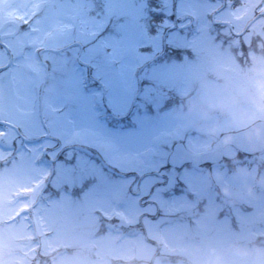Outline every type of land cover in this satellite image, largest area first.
<instances>
[{
  "label": "rangeland",
  "instance_id": "obj_1",
  "mask_svg": "<svg viewBox=\"0 0 264 264\" xmlns=\"http://www.w3.org/2000/svg\"><path fill=\"white\" fill-rule=\"evenodd\" d=\"M263 11L0 0V264H264V152L168 165L264 122Z\"/></svg>",
  "mask_w": 264,
  "mask_h": 264
},
{
  "label": "water",
  "instance_id": "obj_2",
  "mask_svg": "<svg viewBox=\"0 0 264 264\" xmlns=\"http://www.w3.org/2000/svg\"><path fill=\"white\" fill-rule=\"evenodd\" d=\"M261 14H264V11ZM257 17H259V15ZM255 19H253L251 23ZM10 26L14 28V32L11 35L1 37V39L16 35L18 32V25L14 22L5 23L0 28V32ZM227 26L229 27V25ZM226 146H233L249 155L262 151L264 149V122H257L250 127L233 134L222 135L213 145L210 152L200 155L189 154L184 149L183 145L179 143L175 144L169 156L168 165L170 167L180 168L186 163H191L195 166L215 164L220 161L222 157V149ZM120 223L125 226L123 221H120Z\"/></svg>",
  "mask_w": 264,
  "mask_h": 264
},
{
  "label": "snow or ice",
  "instance_id": "obj_3",
  "mask_svg": "<svg viewBox=\"0 0 264 264\" xmlns=\"http://www.w3.org/2000/svg\"><path fill=\"white\" fill-rule=\"evenodd\" d=\"M215 24L221 25V22L218 20H214ZM224 35V26L222 27L221 31L218 33V36H223ZM15 143V142H14ZM36 152H39V149L35 150ZM69 171H71V169H68ZM73 180V178L69 177L67 179L68 183H71ZM122 202V198L118 196V203L120 204ZM111 203V202H110ZM157 201H153V204L156 205ZM128 210H132L131 208H128ZM97 211H99L101 213V215L103 216V219L105 220H112V219H116V217L114 216H109L108 213L104 210V209H97ZM140 212L145 215L146 217L148 216H155L156 215V211H155V207H149L147 210H140Z\"/></svg>",
  "mask_w": 264,
  "mask_h": 264
},
{
  "label": "clouds",
  "instance_id": "obj_4",
  "mask_svg": "<svg viewBox=\"0 0 264 264\" xmlns=\"http://www.w3.org/2000/svg\"><path fill=\"white\" fill-rule=\"evenodd\" d=\"M257 107L261 110L264 111V94L261 95L260 100L257 104ZM225 195H230L229 191L227 189L224 190Z\"/></svg>",
  "mask_w": 264,
  "mask_h": 264
},
{
  "label": "flooded vegetation",
  "instance_id": "obj_5",
  "mask_svg": "<svg viewBox=\"0 0 264 264\" xmlns=\"http://www.w3.org/2000/svg\"><path fill=\"white\" fill-rule=\"evenodd\" d=\"M3 35H6V34H0V37L3 36ZM0 42H1V41H0ZM0 45H2V44L0 43Z\"/></svg>",
  "mask_w": 264,
  "mask_h": 264
},
{
  "label": "trees",
  "instance_id": "obj_6",
  "mask_svg": "<svg viewBox=\"0 0 264 264\" xmlns=\"http://www.w3.org/2000/svg\"><path fill=\"white\" fill-rule=\"evenodd\" d=\"M241 156H245V155H243L242 153L240 154ZM238 159H240V158H238ZM237 161H239V160H237Z\"/></svg>",
  "mask_w": 264,
  "mask_h": 264
}]
</instances>
